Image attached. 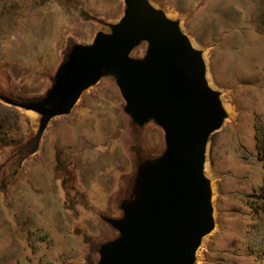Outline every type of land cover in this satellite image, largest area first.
<instances>
[{
	"label": "rangeland",
	"instance_id": "1",
	"mask_svg": "<svg viewBox=\"0 0 264 264\" xmlns=\"http://www.w3.org/2000/svg\"><path fill=\"white\" fill-rule=\"evenodd\" d=\"M150 2L203 52L228 109L205 165L215 228L194 264H264V211L251 209L262 176L255 134L264 122V0ZM123 13L122 0H0V94L42 99L73 46L108 33ZM146 51L142 43L131 56ZM124 105L106 76L38 136L39 114L0 100V264H98L118 236L107 218L122 215L136 165L164 148L162 131L136 126Z\"/></svg>",
	"mask_w": 264,
	"mask_h": 264
},
{
	"label": "water",
	"instance_id": "2",
	"mask_svg": "<svg viewBox=\"0 0 264 264\" xmlns=\"http://www.w3.org/2000/svg\"><path fill=\"white\" fill-rule=\"evenodd\" d=\"M122 1L120 20L90 44L73 46L42 99L22 104L0 94V100L39 114V136L52 118L69 115L83 92L112 77L123 111L138 127L159 128L164 148L136 165L122 215L107 218L118 236L101 247L98 264H194L215 228L205 165L227 113L208 83L203 52L179 22L150 0ZM142 43L145 55L132 57Z\"/></svg>",
	"mask_w": 264,
	"mask_h": 264
},
{
	"label": "trees",
	"instance_id": "3",
	"mask_svg": "<svg viewBox=\"0 0 264 264\" xmlns=\"http://www.w3.org/2000/svg\"><path fill=\"white\" fill-rule=\"evenodd\" d=\"M255 148L256 160L261 165L262 176L260 186L254 190L255 202L251 204V209L255 213H260L264 211V122L256 126Z\"/></svg>",
	"mask_w": 264,
	"mask_h": 264
},
{
	"label": "bare ground",
	"instance_id": "4",
	"mask_svg": "<svg viewBox=\"0 0 264 264\" xmlns=\"http://www.w3.org/2000/svg\"><path fill=\"white\" fill-rule=\"evenodd\" d=\"M166 16H167L169 19H172V17H171L170 15H167V14H166ZM190 41L192 42V45H193L194 47L197 48V46H196V44L194 43V41L191 40V39H190ZM208 83H209V85H210L212 88H214V87H213V84L210 82L209 79H208ZM223 107H224V106H223ZM224 110L227 111L228 109H226V107H224ZM211 188H212V193L214 194V187H213L212 185H211ZM212 198H213V196H212Z\"/></svg>",
	"mask_w": 264,
	"mask_h": 264
}]
</instances>
